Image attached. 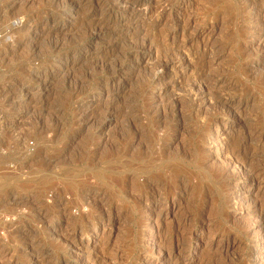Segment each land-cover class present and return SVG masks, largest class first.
<instances>
[{
  "label": "rangeland",
  "instance_id": "374dc122",
  "mask_svg": "<svg viewBox=\"0 0 264 264\" xmlns=\"http://www.w3.org/2000/svg\"><path fill=\"white\" fill-rule=\"evenodd\" d=\"M0 264H264V0H0Z\"/></svg>",
  "mask_w": 264,
  "mask_h": 264
}]
</instances>
